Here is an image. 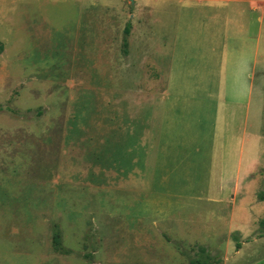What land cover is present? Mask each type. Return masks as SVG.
<instances>
[{
    "label": "rangeland",
    "instance_id": "1",
    "mask_svg": "<svg viewBox=\"0 0 264 264\" xmlns=\"http://www.w3.org/2000/svg\"><path fill=\"white\" fill-rule=\"evenodd\" d=\"M0 44V264H264V0H0Z\"/></svg>",
    "mask_w": 264,
    "mask_h": 264
},
{
    "label": "trees",
    "instance_id": "2",
    "mask_svg": "<svg viewBox=\"0 0 264 264\" xmlns=\"http://www.w3.org/2000/svg\"><path fill=\"white\" fill-rule=\"evenodd\" d=\"M129 31H130V24L127 23L126 26L124 27V33L128 34ZM123 45H124V48H126L127 39L125 36L123 37ZM0 50H2L1 44H0ZM259 199L264 200V191H261L259 193ZM259 227L264 229V218H262L259 221ZM52 244H53V247L55 250H57L63 254H67L70 252L69 249H66L62 245L61 239H60V233H59L58 229H55L53 232ZM236 247L237 248L240 247L239 242H236ZM194 255H195V257H194ZM187 256H189V257L192 256L191 259H189V264H208L210 262L209 260H211L213 258L212 254L206 250L205 246H202V245L198 246V249L194 253L189 252Z\"/></svg>",
    "mask_w": 264,
    "mask_h": 264
},
{
    "label": "crops",
    "instance_id": "3",
    "mask_svg": "<svg viewBox=\"0 0 264 264\" xmlns=\"http://www.w3.org/2000/svg\"><path fill=\"white\" fill-rule=\"evenodd\" d=\"M237 49H239L238 51H241L240 53H243L244 51H246V44H245L244 40L237 43L236 51H237ZM242 59L243 58L239 57V59L236 61V63H237V70H236V74H235L236 77L242 76V74H244L243 72L245 71V68L242 66L243 65ZM245 72H247V71H245ZM247 77H249V80L247 83L243 80L240 81L243 93H245L246 91H249L251 89V79H253V74H248Z\"/></svg>",
    "mask_w": 264,
    "mask_h": 264
}]
</instances>
